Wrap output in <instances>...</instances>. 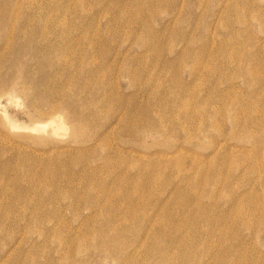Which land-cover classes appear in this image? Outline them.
Masks as SVG:
<instances>
[{
	"label": "rangeland",
	"instance_id": "rangeland-1",
	"mask_svg": "<svg viewBox=\"0 0 264 264\" xmlns=\"http://www.w3.org/2000/svg\"><path fill=\"white\" fill-rule=\"evenodd\" d=\"M0 264H264V0H0Z\"/></svg>",
	"mask_w": 264,
	"mask_h": 264
}]
</instances>
